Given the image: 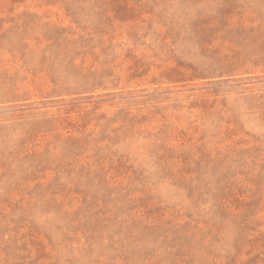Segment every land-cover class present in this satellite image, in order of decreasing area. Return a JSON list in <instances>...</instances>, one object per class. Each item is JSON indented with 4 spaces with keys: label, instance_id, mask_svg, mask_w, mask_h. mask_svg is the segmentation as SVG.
Wrapping results in <instances>:
<instances>
[{
    "label": "rangeland",
    "instance_id": "374dc122",
    "mask_svg": "<svg viewBox=\"0 0 264 264\" xmlns=\"http://www.w3.org/2000/svg\"><path fill=\"white\" fill-rule=\"evenodd\" d=\"M0 264H264V0H0Z\"/></svg>",
    "mask_w": 264,
    "mask_h": 264
}]
</instances>
